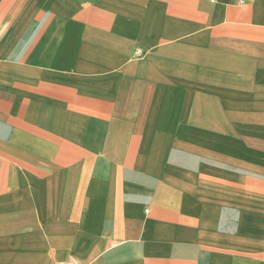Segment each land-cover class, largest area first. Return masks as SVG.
Here are the masks:
<instances>
[{"label":"crops","instance_id":"crops-1","mask_svg":"<svg viewBox=\"0 0 264 264\" xmlns=\"http://www.w3.org/2000/svg\"><path fill=\"white\" fill-rule=\"evenodd\" d=\"M0 264H264V0H0Z\"/></svg>","mask_w":264,"mask_h":264}]
</instances>
